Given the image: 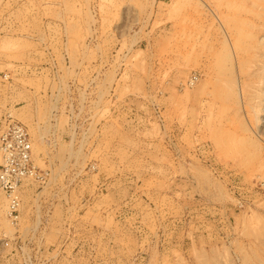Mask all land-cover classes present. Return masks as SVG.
<instances>
[{"label":"rangeland","instance_id":"374dc122","mask_svg":"<svg viewBox=\"0 0 264 264\" xmlns=\"http://www.w3.org/2000/svg\"><path fill=\"white\" fill-rule=\"evenodd\" d=\"M263 27L264 0H0V121L52 174L21 221L78 175L123 264H264Z\"/></svg>","mask_w":264,"mask_h":264},{"label":"built area","instance_id":"2783aa9c","mask_svg":"<svg viewBox=\"0 0 264 264\" xmlns=\"http://www.w3.org/2000/svg\"><path fill=\"white\" fill-rule=\"evenodd\" d=\"M199 81V75L194 74L186 86L193 89ZM0 150V191L9 202L7 217L17 229L13 238L0 240V264H123V256L110 251L113 238L92 220L93 202L101 197L82 189L83 178L78 175L67 176L63 188L56 184L52 205L43 207L41 203L35 218L21 221L24 190L49 183L52 174L35 165L30 133L11 114L0 121ZM112 210L116 224L124 225V213ZM106 213L103 210V215ZM139 219L134 222L137 232L142 228ZM128 264H149L148 254L139 250Z\"/></svg>","mask_w":264,"mask_h":264},{"label":"bare ground","instance_id":"6f19581e","mask_svg":"<svg viewBox=\"0 0 264 264\" xmlns=\"http://www.w3.org/2000/svg\"><path fill=\"white\" fill-rule=\"evenodd\" d=\"M212 3V2H211ZM213 5V4H212ZM221 6V5H220ZM225 6H226V4H225ZM223 7V6H222ZM221 8V7H220ZM226 17V16H225ZM264 28V27H263ZM262 28V29H263ZM259 32H260V30H259ZM262 32H264V31H262ZM260 35V34H259ZM253 36V35H252ZM257 36V35H256ZM261 39H262V37H261ZM259 44V43H258ZM255 49V48H254ZM253 111V110H252ZM259 112V111H258ZM257 113V112H256ZM3 209V208H2Z\"/></svg>","mask_w":264,"mask_h":264}]
</instances>
